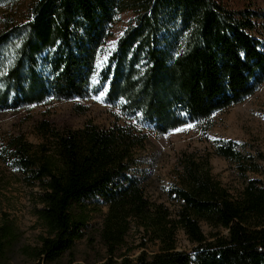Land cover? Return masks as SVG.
I'll return each mask as SVG.
<instances>
[{
	"label": "trees",
	"instance_id": "obj_1",
	"mask_svg": "<svg viewBox=\"0 0 264 264\" xmlns=\"http://www.w3.org/2000/svg\"><path fill=\"white\" fill-rule=\"evenodd\" d=\"M28 1L23 18L14 13L0 26V112L85 99L103 89L126 119L62 131L42 122L46 143L38 153L23 135L3 147L4 160L41 189L36 215L48 235L34 258L60 259L84 236L91 213L105 208L100 237L111 256L133 221L160 243L151 257L109 264H264V181L248 176L260 173L262 152L246 155L236 141H218L215 154L237 165L242 190L232 194L192 163L183 187L170 192L180 202L175 215L151 202L132 175L146 148L144 129L164 135L201 122L264 84V9L254 3L233 9L223 0ZM127 11L133 21L109 52L118 17ZM201 222L214 232L207 236ZM179 230L190 252L177 249ZM16 239L5 222L0 252Z\"/></svg>",
	"mask_w": 264,
	"mask_h": 264
},
{
	"label": "rangeland",
	"instance_id": "obj_2",
	"mask_svg": "<svg viewBox=\"0 0 264 264\" xmlns=\"http://www.w3.org/2000/svg\"><path fill=\"white\" fill-rule=\"evenodd\" d=\"M223 1L238 10L251 7V3H254V8L264 9V0ZM28 4V0H8L1 3L0 26L5 20H10L14 13H17L19 19L23 18ZM132 21L133 14L129 11L119 15L113 37L108 41L107 51L116 47ZM103 60L104 54L100 59L101 63ZM42 122H49L55 130L62 131L78 130L87 123L109 128L114 123L124 124L126 119L117 107L107 103L103 89H98L85 99L48 101L19 111L0 112V228L5 222H9L17 233L12 248L4 253L0 252V264H109L110 261L119 263L123 258L135 260L142 253L148 257L158 253L160 243L154 241L143 227L133 221L125 243L111 256L100 237L106 213L103 208L102 212L91 213L84 236L60 259L48 262L34 258L35 251L41 246V239L48 235L36 215V209L41 206V189L39 185L29 186L30 179H25L21 171L4 160L3 147L11 138L23 135L35 147V153H38V148L46 143L39 131ZM191 125L194 127L182 131L175 129L164 135L155 134L149 128L144 129L143 133L148 136L146 148L139 151L138 166L132 173L141 179L147 198L153 203L163 204L173 215L180 202L170 192L183 187L184 168L192 163L197 164L201 170L209 169L214 180L232 194H238L242 190L243 179L238 174L237 165L217 156L215 147L218 141L234 140L239 150L246 155L255 156L256 151L264 154V84L244 102ZM256 162L260 166V173H248V176L264 181V162ZM201 227L207 236L214 232L204 222H201ZM192 248L184 231L179 230L177 249L190 252Z\"/></svg>",
	"mask_w": 264,
	"mask_h": 264
},
{
	"label": "snow or ice",
	"instance_id": "obj_3",
	"mask_svg": "<svg viewBox=\"0 0 264 264\" xmlns=\"http://www.w3.org/2000/svg\"><path fill=\"white\" fill-rule=\"evenodd\" d=\"M96 99H100V97H96ZM191 127H194V125H191V124L185 125L184 128H182V129H176V131L187 130L188 128H191Z\"/></svg>",
	"mask_w": 264,
	"mask_h": 264
}]
</instances>
